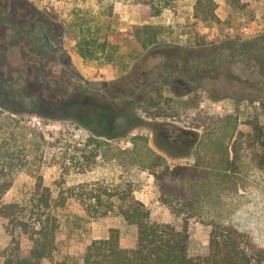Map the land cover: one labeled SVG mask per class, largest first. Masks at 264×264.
Listing matches in <instances>:
<instances>
[{"label": "rangeland", "instance_id": "1", "mask_svg": "<svg viewBox=\"0 0 264 264\" xmlns=\"http://www.w3.org/2000/svg\"><path fill=\"white\" fill-rule=\"evenodd\" d=\"M137 1L0 0L6 130L0 136L12 130L21 136L23 126L36 132L18 142L30 157L3 200L21 207L20 218L32 222L33 207L48 197L52 207L45 212L58 229L55 249L42 264H81L86 247L111 229L119 231L122 248L134 246L136 229L118 214L119 197L103 195L105 204L87 211L81 197L90 190L132 194L154 221L182 228L148 172L152 153L171 169L186 166L195 175L189 255L204 252L214 223L233 225L264 248V171L245 142L252 125L264 123V0H170L149 21L162 28L160 44L141 56L133 35L141 25ZM38 22L52 26L68 64L92 87L31 44L26 35ZM72 24L106 41L108 51L116 49L114 61L84 62L75 52L79 32ZM157 90L167 101L160 117L148 116L139 104ZM96 114L102 125L94 123ZM215 143L229 148L222 182L208 174ZM13 239L23 254L31 248L27 235L0 217V264Z\"/></svg>", "mask_w": 264, "mask_h": 264}, {"label": "trees", "instance_id": "2", "mask_svg": "<svg viewBox=\"0 0 264 264\" xmlns=\"http://www.w3.org/2000/svg\"><path fill=\"white\" fill-rule=\"evenodd\" d=\"M169 1L136 2L140 9L141 25L134 28L133 35L142 49L140 56L160 44L162 28L149 24V21L159 16ZM72 26L79 32V36L74 38L75 52L84 62L102 59L110 64L114 61L116 49L108 51L109 44L94 38L90 30L84 29L82 25ZM165 100L163 92L157 90L154 95L140 103L139 107L148 116L160 117L161 104ZM3 109L5 108L0 105V132L6 133L1 123ZM102 117V114L95 115L94 123L97 126L102 125ZM118 117L116 116L114 121ZM15 123L16 127H20L19 121ZM21 128L24 130L22 137L14 130L9 132L7 137L0 136V217L7 219L13 225V229L18 228L27 235L31 248L23 254L20 242L13 239L11 246L2 253L1 264H42L55 249L58 229V223L51 212H45L52 207L48 197H42L33 207L32 215H35V218L32 222L20 218L21 207L15 203L7 204L3 200L4 195L12 187L16 174L27 164L30 157L28 152L20 148L18 142L20 139H27L29 133L33 137L36 136L35 130L30 126ZM41 137L43 138V135ZM245 142L258 168L264 171V123L255 122L252 125V133L247 136ZM214 146L215 153L211 156L212 172L207 173L214 177L215 181L222 182L228 178L231 164L229 148L221 143H215ZM148 172L159 187L162 203L182 220V228L177 229L171 224L154 221L150 209L132 194L125 196L107 189H104L102 194L90 190L88 197H81V203L87 211H93L97 205H104L103 195L107 199L118 196V214L127 225L136 229V233L134 246L122 248L119 231L111 229L107 238L94 240L86 247L81 254V264H264V248L259 247L233 225L221 223L210 225L208 244L204 252L197 256L189 255V221L195 209V196L190 177L195 175L192 169L186 166L171 169L164 157L155 153H152ZM111 203L108 207L112 210L114 203Z\"/></svg>", "mask_w": 264, "mask_h": 264}, {"label": "flooded vegetation", "instance_id": "3", "mask_svg": "<svg viewBox=\"0 0 264 264\" xmlns=\"http://www.w3.org/2000/svg\"><path fill=\"white\" fill-rule=\"evenodd\" d=\"M49 23V22H48ZM33 30L30 35H26V37L31 41V44L40 49H44L45 53L48 54V57L51 60H54L56 63H58L62 68L67 70L70 74H72L74 77L82 80V77L74 70L67 62L68 60V52L64 45L58 41V36L53 34L51 36V33H53V28L50 25L46 24L44 25L41 22H38V24L33 25ZM11 28L12 26L9 25ZM15 37V35L13 36ZM57 48L56 51L53 49ZM34 66L33 64L28 67ZM35 69V66H34ZM83 81V80H82ZM84 82V81H83ZM86 86L92 87L90 82H84Z\"/></svg>", "mask_w": 264, "mask_h": 264}, {"label": "crops", "instance_id": "4", "mask_svg": "<svg viewBox=\"0 0 264 264\" xmlns=\"http://www.w3.org/2000/svg\"><path fill=\"white\" fill-rule=\"evenodd\" d=\"M221 6H219L218 7V9L220 8ZM218 17H220L219 15H218ZM259 21V20H258ZM258 21L257 20H254L252 23H256V24H258Z\"/></svg>", "mask_w": 264, "mask_h": 264}, {"label": "water", "instance_id": "5", "mask_svg": "<svg viewBox=\"0 0 264 264\" xmlns=\"http://www.w3.org/2000/svg\"><path fill=\"white\" fill-rule=\"evenodd\" d=\"M53 50H54V51H56V50H57V48H54ZM82 80H83L84 82H87V80H86V79H84V78H82Z\"/></svg>", "mask_w": 264, "mask_h": 264}]
</instances>
